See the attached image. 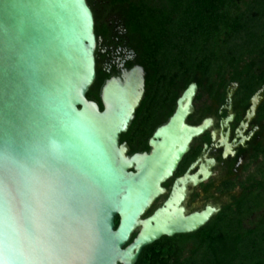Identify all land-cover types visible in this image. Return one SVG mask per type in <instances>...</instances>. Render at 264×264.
Returning <instances> with one entry per match:
<instances>
[{
    "label": "water",
    "instance_id": "95a60500",
    "mask_svg": "<svg viewBox=\"0 0 264 264\" xmlns=\"http://www.w3.org/2000/svg\"><path fill=\"white\" fill-rule=\"evenodd\" d=\"M96 51L87 0H0V264H138L147 247L197 233L220 212L185 215L187 187L198 184L188 173L144 219L210 122L188 124L192 84L151 152L130 155L121 136L144 100L146 73L108 81L101 110L88 99Z\"/></svg>",
    "mask_w": 264,
    "mask_h": 264
},
{
    "label": "trees",
    "instance_id": "16d2710c",
    "mask_svg": "<svg viewBox=\"0 0 264 264\" xmlns=\"http://www.w3.org/2000/svg\"><path fill=\"white\" fill-rule=\"evenodd\" d=\"M111 3L124 13L147 73L146 95L130 133L121 138L132 154L148 150V139L173 115L190 84L209 91L233 77L246 99L264 85V0ZM99 89L100 78L88 99L103 110ZM244 189L196 234L162 239L143 251L138 264H264V162Z\"/></svg>",
    "mask_w": 264,
    "mask_h": 264
},
{
    "label": "flooded vegetation",
    "instance_id": "af4514ba",
    "mask_svg": "<svg viewBox=\"0 0 264 264\" xmlns=\"http://www.w3.org/2000/svg\"><path fill=\"white\" fill-rule=\"evenodd\" d=\"M87 2L95 19L96 81L100 78L99 96L101 97L108 81L112 79L124 81L125 76L133 70L137 68L145 70V67L137 52V42L127 27L124 13L113 6L111 0H87ZM232 78L227 77V81H219L209 91H203L198 82L192 83L197 85L198 91L194 101V111L188 119V124L200 126L209 121L210 127L193 141L190 152L181 162L173 178L164 185L166 194L157 200L144 219L164 206L172 195L177 181L188 173L197 178L198 184L191 183L187 187L186 199L183 203L186 216L214 207L220 209V212L214 216L216 217L243 196L244 184L251 175L256 174L257 167L264 162V117L261 114L264 101L256 116L250 121L247 119L251 101L264 89V85L246 99L241 94V81ZM179 98L176 101L175 111ZM168 121L158 126L148 139V150L137 153L151 152L149 142L152 136ZM130 129L124 135L130 133ZM123 143L128 144L130 155L137 154H132L133 149L128 141ZM190 235H179L171 239Z\"/></svg>",
    "mask_w": 264,
    "mask_h": 264
}]
</instances>
